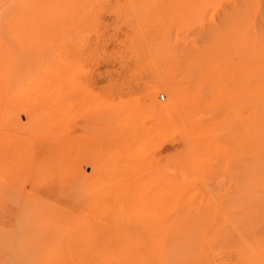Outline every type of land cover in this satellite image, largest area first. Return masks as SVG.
Returning <instances> with one entry per match:
<instances>
[{
	"label": "rangeland",
	"instance_id": "rangeland-1",
	"mask_svg": "<svg viewBox=\"0 0 264 264\" xmlns=\"http://www.w3.org/2000/svg\"><path fill=\"white\" fill-rule=\"evenodd\" d=\"M262 223L264 0H0V264H264Z\"/></svg>",
	"mask_w": 264,
	"mask_h": 264
},
{
	"label": "bare ground",
	"instance_id": "bare-ground-1",
	"mask_svg": "<svg viewBox=\"0 0 264 264\" xmlns=\"http://www.w3.org/2000/svg\"><path fill=\"white\" fill-rule=\"evenodd\" d=\"M139 3V2H138ZM142 3V2H141ZM132 4V3H131ZM144 4V3H143ZM139 7V6H138ZM137 7V8H138ZM132 10V9H131ZM122 11V10H121ZM124 11V10H123ZM134 12V11H133ZM130 13H132V12H130ZM130 13H128V14H130ZM128 16V15H127ZM142 29V28H141ZM151 66H153V65H151ZM149 67V66H148ZM149 70H151V69H149ZM154 70V69H153ZM155 73V72H154ZM156 77H157V75H156ZM163 78V77H162ZM160 79V78H159ZM152 81H154V80H152ZM160 81H162V80H160ZM155 83V82H154ZM159 83V82H158ZM161 84V83H160ZM160 84H159V86H160ZM166 85H168L167 83H166ZM159 88V87H158ZM148 90V89H147ZM158 90V89H157ZM148 91H150V90H148ZM161 91V90H160ZM168 91V90H167ZM164 92H166V91H164ZM177 92V91H176ZM148 93V92H147ZM162 93V92H161ZM150 94H151V92H150ZM158 94V93H157ZM174 95V94H173ZM150 97H152V94H151V96ZM154 97V96H153ZM147 98H149V96H147ZM150 99V98H149ZM160 99L161 100H163V96H160ZM178 100V99H177ZM157 101V100H156ZM151 102H153V101H151ZM158 102V101H157ZM169 103V102H168ZM151 104V103H150ZM155 105V104H154ZM155 106H157V105H155ZM159 106V105H158ZM157 106V107H158ZM165 106H166V104H165ZM169 106V105H168ZM171 106V105H170ZM173 106V105H172ZM170 108V107H169ZM155 109H156V107H155ZM162 110V109H161ZM157 111V110H156ZM159 112V111H158ZM157 112V113H158ZM162 112H164V111H162ZM198 137H199V135H198ZM195 138H197V137H195ZM75 197V196H74ZM74 197H71V198H74ZM77 197V196H76ZM76 199V198H75ZM262 225H264V223H262ZM262 242H264V241H262ZM260 248V247H259ZM258 249V248H257ZM259 250V249H258ZM251 252V251H250ZM157 253V252H156ZM155 254V253H154ZM162 254H164V253H162ZM252 254V253H251ZM143 255V254H142ZM156 256V255H155ZM230 256V255H229ZM248 256V255H247ZM159 257V256H158ZM116 258V257H115ZM155 258V257H154ZM157 258V257H156ZM212 259V258H211ZM210 259V260H211ZM236 259V258H235ZM209 260V259H208ZM237 260V259H236ZM132 261V260H131ZM134 262H135V260H134ZM201 262V261H200ZM257 262V261H256ZM117 263H118V261H117ZM205 263V262H204ZM123 264V263H122ZM137 264V263H136ZM141 264V263H140Z\"/></svg>",
	"mask_w": 264,
	"mask_h": 264
}]
</instances>
